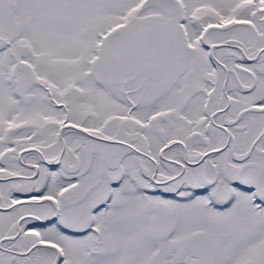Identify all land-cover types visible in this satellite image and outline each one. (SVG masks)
<instances>
[{"label": "snow or ice", "instance_id": "6c2138e0", "mask_svg": "<svg viewBox=\"0 0 264 264\" xmlns=\"http://www.w3.org/2000/svg\"><path fill=\"white\" fill-rule=\"evenodd\" d=\"M0 264H264V0H0Z\"/></svg>", "mask_w": 264, "mask_h": 264}]
</instances>
